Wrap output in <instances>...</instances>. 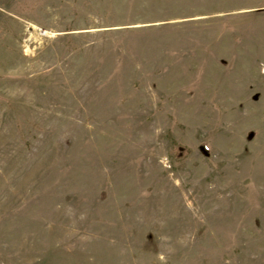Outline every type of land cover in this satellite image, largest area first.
Segmentation results:
<instances>
[{
  "label": "rangeland",
  "instance_id": "rangeland-1",
  "mask_svg": "<svg viewBox=\"0 0 264 264\" xmlns=\"http://www.w3.org/2000/svg\"><path fill=\"white\" fill-rule=\"evenodd\" d=\"M0 264H264V0H0Z\"/></svg>",
  "mask_w": 264,
  "mask_h": 264
}]
</instances>
